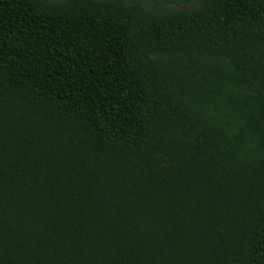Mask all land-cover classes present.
<instances>
[{
    "label": "trees",
    "instance_id": "obj_1",
    "mask_svg": "<svg viewBox=\"0 0 264 264\" xmlns=\"http://www.w3.org/2000/svg\"><path fill=\"white\" fill-rule=\"evenodd\" d=\"M0 0V264H264V0Z\"/></svg>",
    "mask_w": 264,
    "mask_h": 264
},
{
    "label": "rangeland",
    "instance_id": "obj_2",
    "mask_svg": "<svg viewBox=\"0 0 264 264\" xmlns=\"http://www.w3.org/2000/svg\"><path fill=\"white\" fill-rule=\"evenodd\" d=\"M158 3L162 6H165V5L169 6L171 4V3H168L166 0H158Z\"/></svg>",
    "mask_w": 264,
    "mask_h": 264
}]
</instances>
